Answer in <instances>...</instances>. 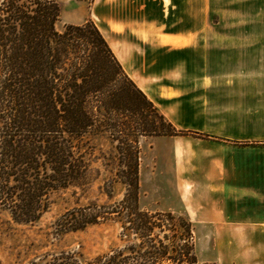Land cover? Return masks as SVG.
Returning a JSON list of instances; mask_svg holds the SVG:
<instances>
[{
  "label": "trees",
  "instance_id": "obj_1",
  "mask_svg": "<svg viewBox=\"0 0 264 264\" xmlns=\"http://www.w3.org/2000/svg\"><path fill=\"white\" fill-rule=\"evenodd\" d=\"M58 17L55 0H0V207L16 223L38 220L52 193L85 185L84 138L105 135L122 198L69 210L55 230L117 226L120 244L85 264H200L187 216L138 204L139 139L196 134L158 111L91 19L57 31ZM48 264L83 263L63 251Z\"/></svg>",
  "mask_w": 264,
  "mask_h": 264
},
{
  "label": "crops",
  "instance_id": "obj_2",
  "mask_svg": "<svg viewBox=\"0 0 264 264\" xmlns=\"http://www.w3.org/2000/svg\"><path fill=\"white\" fill-rule=\"evenodd\" d=\"M95 3L124 72L196 134L143 138L159 211L187 216L200 263L264 264V34L211 32L207 0Z\"/></svg>",
  "mask_w": 264,
  "mask_h": 264
},
{
  "label": "rangeland",
  "instance_id": "obj_3",
  "mask_svg": "<svg viewBox=\"0 0 264 264\" xmlns=\"http://www.w3.org/2000/svg\"><path fill=\"white\" fill-rule=\"evenodd\" d=\"M55 1L59 5V17L55 22L57 31H62L68 24L82 23L87 18L101 28L99 21L103 18L97 14V8L103 10V7H98L94 1L92 3L81 0ZM194 12L193 10V17ZM186 13L191 11L184 10V17ZM201 13H203L201 16L209 19L210 25L211 22L215 23L210 27L211 32L264 34V0H207ZM143 138L138 142L140 151L138 204L143 209L159 210L161 202L159 187L150 185L153 177L157 176V166L151 163L152 151L148 146V140ZM84 142L83 150L89 171L83 187H69L52 193L49 196L48 209L33 223H16L8 212L0 207V264H48L54 255L63 251L75 253L79 261L85 264L120 244L118 228L111 222L89 225L83 230L63 234L55 230L54 223L65 212L94 202L99 205L117 202L124 193V186L121 183L116 179L112 182L116 168L113 142L107 136L94 132L86 135ZM107 187H111V199L106 196ZM164 191L165 188H161V192L166 194Z\"/></svg>",
  "mask_w": 264,
  "mask_h": 264
}]
</instances>
